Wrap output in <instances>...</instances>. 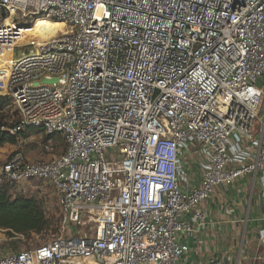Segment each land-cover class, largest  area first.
<instances>
[{
	"label": "built area",
	"instance_id": "built-area-1",
	"mask_svg": "<svg viewBox=\"0 0 264 264\" xmlns=\"http://www.w3.org/2000/svg\"><path fill=\"white\" fill-rule=\"evenodd\" d=\"M43 17L64 30L20 43ZM263 87L264 0H0L12 132L65 145L1 167L0 186L50 185L60 218L51 241L0 264H181L179 236L218 188L264 182Z\"/></svg>",
	"mask_w": 264,
	"mask_h": 264
},
{
	"label": "crops",
	"instance_id": "crops-1",
	"mask_svg": "<svg viewBox=\"0 0 264 264\" xmlns=\"http://www.w3.org/2000/svg\"><path fill=\"white\" fill-rule=\"evenodd\" d=\"M260 115L264 117V98ZM190 165L193 186H198L199 163L192 160ZM202 208L207 212L205 224L179 236L180 242L188 247L181 264H264L261 173L246 175L229 187L218 188ZM186 217L194 219L193 214Z\"/></svg>",
	"mask_w": 264,
	"mask_h": 264
},
{
	"label": "rangeland",
	"instance_id": "rangeland-1",
	"mask_svg": "<svg viewBox=\"0 0 264 264\" xmlns=\"http://www.w3.org/2000/svg\"><path fill=\"white\" fill-rule=\"evenodd\" d=\"M33 27L34 25L31 27V29ZM61 30L63 31L64 28H62ZM61 30H55L53 32L47 33L44 36H34L27 38L35 40L47 39L46 37L50 38L52 35L57 34V32ZM26 40L27 39H23L20 41V43L25 42ZM25 49L28 51L30 47H27ZM22 50L24 49L20 48V50H17L16 55H19ZM8 115L11 118L8 119L9 122L17 118L16 112L12 111L11 109L9 110ZM262 116L261 118H264ZM46 137L47 135L44 132H40L33 128L32 130H30V136L27 139H21L17 145L6 144L4 146H0V169L3 164L8 161L9 158L14 156L18 152H21L29 161L32 162L48 161L64 152L65 145L62 136L57 135L53 139L54 152L48 151L46 149L48 143V140L46 141ZM188 162L190 164L191 160H188ZM10 191V195L13 198L24 196L37 199L45 210L47 218L51 223V227L40 234H15V236H10L6 230L0 229V255L24 247H32L45 244L58 235L60 211L57 205V199L55 198L53 189L50 185L43 181H33L31 183L28 182L23 186L15 187Z\"/></svg>",
	"mask_w": 264,
	"mask_h": 264
},
{
	"label": "trees",
	"instance_id": "trees-1",
	"mask_svg": "<svg viewBox=\"0 0 264 264\" xmlns=\"http://www.w3.org/2000/svg\"><path fill=\"white\" fill-rule=\"evenodd\" d=\"M9 105L10 98L0 95V146L17 145L21 139H27L30 130L33 129L27 127L13 133L12 130L17 126L18 119L8 121ZM56 136H47L46 141ZM10 190L11 187L0 186V229L6 230L10 236H15V234H40L51 227L46 212L37 199L24 196L13 198Z\"/></svg>",
	"mask_w": 264,
	"mask_h": 264
},
{
	"label": "bare ground",
	"instance_id": "bare-ground-1",
	"mask_svg": "<svg viewBox=\"0 0 264 264\" xmlns=\"http://www.w3.org/2000/svg\"><path fill=\"white\" fill-rule=\"evenodd\" d=\"M55 22H57V21L52 22V20H49L45 17L37 20L32 29L30 28V29L25 30V32H24L25 34H24L23 38H21V40H23L27 37L44 36L47 33L53 32L55 30H61L62 28H65V23H63V22L55 23ZM52 36H54V35H52ZM46 38H48V37H46Z\"/></svg>",
	"mask_w": 264,
	"mask_h": 264
},
{
	"label": "water",
	"instance_id": "water-1",
	"mask_svg": "<svg viewBox=\"0 0 264 264\" xmlns=\"http://www.w3.org/2000/svg\"><path fill=\"white\" fill-rule=\"evenodd\" d=\"M44 82H50V81H48V80H44Z\"/></svg>",
	"mask_w": 264,
	"mask_h": 264
}]
</instances>
